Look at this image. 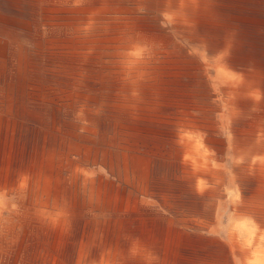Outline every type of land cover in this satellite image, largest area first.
<instances>
[{
    "label": "bare ground",
    "instance_id": "6f19581e",
    "mask_svg": "<svg viewBox=\"0 0 264 264\" xmlns=\"http://www.w3.org/2000/svg\"><path fill=\"white\" fill-rule=\"evenodd\" d=\"M237 263L264 264V0H0V264Z\"/></svg>",
    "mask_w": 264,
    "mask_h": 264
},
{
    "label": "rangeland",
    "instance_id": "374dc122",
    "mask_svg": "<svg viewBox=\"0 0 264 264\" xmlns=\"http://www.w3.org/2000/svg\"><path fill=\"white\" fill-rule=\"evenodd\" d=\"M23 44H25V43H23ZM27 45V44H26ZM32 45V44H31ZM28 46H30V45H28ZM61 113H62V111L61 112H58V114L59 115H61ZM62 115H63V113H62ZM29 124V126H31L32 124L29 122L28 123ZM221 125L219 126V133H218V137L219 138H221V139H224V140H226L227 139V137H228V131H227V129H225V123L224 122H221L220 123ZM222 126V127H221ZM221 129V130H220ZM110 133V134H109ZM113 135V129H112V127H109L108 128V136L109 137H111L112 135ZM25 135H27V133L25 132ZM78 139H83V136H81V137H79ZM81 141H85V140H77V142H80L81 143ZM79 144V143H78ZM72 157H70V159H72V160H76V161H79L80 160V162H82V163H84L83 161H82V154H79V153H74V154H72L71 155ZM79 157V158H78ZM75 158V159H74ZM158 158V159H157ZM162 159V160H161ZM155 162H153L152 163V168H153V179H154V181H158V182H161V181H163V180H165V178L167 179L168 177H169V175H171V173H172V171H170V166H167L165 163V160H163V157H161V156H158V155H156V158H154L153 159ZM84 164H86V163H84ZM158 169V170H157ZM107 170V169H106ZM107 172H108V170H107ZM67 174H68V172H67ZM169 174V175H168ZM112 175V174H111ZM110 175V176H111ZM117 174H113L112 176H111V179H113V180H116V178H117V176H116ZM182 178V179H181ZM183 177H180V176H178V179H177V181L179 182V183H181V181H183ZM66 192H68L67 190L65 191V194H66ZM128 193H129V195H131L132 197H133V195L135 196L134 198H137V200H138V202H140L141 203V201H143L142 200V196H140L139 195V193L135 190V189H133V188H129V190H128ZM164 192H153V193H151V195H149V196H147V198H145V201H143L144 203H142V207L144 206L145 207V209H146V212H148L151 216H159V214H163L162 216H159V217H162V218H164V216H165V212H163V210H162V207H161V205H160V200H161V198H163L164 196H165V194H163ZM158 197H159V199H158ZM161 197V198H160ZM153 199H154V201H153ZM156 200H157V203H154V202H156ZM159 202V203H158ZM147 204V205H146ZM225 206H224V205ZM154 205H156V206H154ZM224 206V208H222L223 206ZM155 207V208H154ZM150 208H151V210H150ZM220 208V209H219ZM155 209H156V211H155ZM153 210V211H152ZM163 212V213H161V211ZM217 210H221L220 212L221 213H219V211H217ZM154 212V213H153ZM156 213V214H155ZM220 215V216H219ZM214 219H215V224H214V226H215V228H214V230L217 228V233L218 234H220V235H222V234H224L225 233V231H226V229H224V228H226V227H228L227 225H228V223L230 222V217H229V214H228V212H227V210H226V204H225V202H220L219 204H217V207H216V211H214ZM219 217V218H218ZM218 219V220H217ZM220 219V220H219ZM227 221V222H226ZM218 223H220V224H218ZM219 226V228H221V229H219L218 227H217V225ZM221 226V227H220ZM224 227V228H223ZM133 237H135V235H132ZM4 246V245H3ZM20 262V259H18L17 260V263H19ZM238 264V263H237Z\"/></svg>",
    "mask_w": 264,
    "mask_h": 264
},
{
    "label": "snow or ice",
    "instance_id": "6c2138e0",
    "mask_svg": "<svg viewBox=\"0 0 264 264\" xmlns=\"http://www.w3.org/2000/svg\"><path fill=\"white\" fill-rule=\"evenodd\" d=\"M77 2L79 3V0H77ZM174 18H175V17H172V16L169 17V19H174ZM142 51H143V50L138 49V50L132 52L131 55L134 56V57H140L141 54H142ZM221 59H222V58H221ZM221 73H222V75L227 76V78H228L229 80L236 81V80L239 79V77L228 75L227 73H224L222 70H221ZM185 159L188 160V161H191L193 164L196 163L195 161H192V158H191L190 156L186 157ZM234 196H235V194H234ZM235 198H236V199H239V197H235ZM246 223H248V222H246Z\"/></svg>",
    "mask_w": 264,
    "mask_h": 264
},
{
    "label": "clouds",
    "instance_id": "9594fccd",
    "mask_svg": "<svg viewBox=\"0 0 264 264\" xmlns=\"http://www.w3.org/2000/svg\"><path fill=\"white\" fill-rule=\"evenodd\" d=\"M180 3H181V7L184 6V0H180ZM193 3H195V0H193Z\"/></svg>",
    "mask_w": 264,
    "mask_h": 264
}]
</instances>
